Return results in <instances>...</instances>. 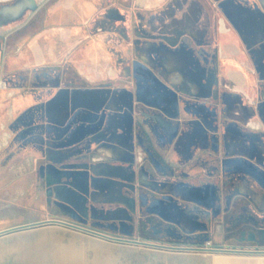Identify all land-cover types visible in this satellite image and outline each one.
I'll return each instance as SVG.
<instances>
[{"label":"rangeland","instance_id":"rangeland-1","mask_svg":"<svg viewBox=\"0 0 264 264\" xmlns=\"http://www.w3.org/2000/svg\"><path fill=\"white\" fill-rule=\"evenodd\" d=\"M39 1L41 0H37ZM164 1L154 4L157 0H114L113 3L122 6L118 9L126 14V23L106 14L105 7H90L86 12L85 10L82 12L84 9L82 8L77 15V19L80 20L78 22L74 14L75 7L70 8L63 11L69 15L68 19L62 22L54 16L50 25L46 27L47 31L44 30L42 35L32 38V54L25 56L22 67H19L23 60V56L20 55L8 54L7 62L11 68L0 65V82L7 84V87L0 88V231L47 219H60L111 236L131 239L136 229L132 232H121L111 230L106 224V214L114 212L119 207L116 202H106L100 198L97 200V197L92 198L89 195L84 205L75 206L78 201H70L69 198L75 193L66 188L69 187L67 178L60 170L61 167L70 169L74 166L93 169L95 163L92 159L95 153L101 154V149L115 148L111 144L100 143L112 127L115 130L119 127L121 132L127 131L130 134L133 147L137 150L135 161L139 157L144 158L145 153L138 147L133 132L137 121L151 133L156 149L165 158L172 157V166L176 169L177 178H166L169 182L164 183L174 185L172 181L179 179L191 182L182 183L184 186H176L175 192L170 189L165 193L166 201L163 206L169 213L187 216L192 221L202 223L204 227L210 223V213L211 228L207 239L211 242L220 239L233 242L230 239L232 235L230 232L233 229L234 232L238 231L237 223L241 218L228 216L225 210L230 206L231 199L236 193L237 182L242 176L235 171L222 173L221 158L227 156L228 149L235 151L231 155H237L238 149L244 147L246 142L237 134L236 126L227 122L228 115L236 119L234 115L237 114L231 112L233 107L228 103L226 94L231 99H236L235 96L239 93L221 90L220 79L226 52L235 51L236 46L245 47L247 51L248 46L242 40V32L236 21L227 16L223 8L215 3L211 7V17L207 18L208 27L214 26L216 18L220 17L230 31L227 34H220L212 27L217 38L208 48L212 54L205 53L201 61L197 57H191L192 51L202 48L203 45L196 44L195 49L191 50L183 41L172 45L168 38L166 40L164 33L165 36L163 34L152 36L148 33L149 29H152L151 26L159 20L157 11L168 8L159 7L166 5L167 0ZM73 3L76 4V1ZM127 4L132 7H124ZM55 9L56 7L52 11ZM142 10L145 11V20L140 14ZM82 14L83 17H79ZM28 15H32V12H26L21 19ZM21 19L7 28V42L5 46L2 44L6 53H16L28 37L36 30L44 28L41 17H37L35 24L25 35L16 34L15 30L19 27ZM188 29L174 32L186 35ZM170 30L172 34L173 30ZM47 35L54 37L53 46L44 43V37ZM54 41L59 44H55ZM125 42L127 47H130V54L126 57L122 54ZM80 49L82 52L78 53ZM30 50L28 49L29 52ZM147 51L153 59L152 66L141 61V53L145 54ZM180 52L187 54L188 65L192 64L197 71V82L201 86L206 84L212 87V92L206 95L208 99L191 96L182 90L180 84L176 85L180 78L177 72L172 80L165 78L163 71L166 69L168 59ZM174 63V68L178 71V64L176 61ZM205 64L210 69L206 72ZM109 68L114 69L113 76L97 75L99 70L103 73L107 69V73ZM54 69H58V74L56 79L52 80L50 78ZM255 72L254 84L256 83L258 88L246 101L249 103L248 101L252 99L250 106L259 108L260 105L264 110V76H261L260 72ZM142 76L149 81L148 90L152 88L162 90L164 99L170 98L174 101V114L141 100L137 88L139 78ZM52 81L57 82L56 86L47 87ZM59 84L67 88L59 91L58 95L82 91L81 93L93 95L97 99L104 98L100 106L102 109L93 106L94 99H91L88 103L67 109L64 114L65 121L61 124L47 123L46 98ZM25 94H32V98L26 99ZM123 97H126L125 104L118 111L114 110L112 106ZM228 112L231 113L227 114ZM116 113L120 116L129 115L131 120L128 124L113 126L108 121ZM72 116L74 118H71ZM76 118L80 124H77ZM99 119L101 121L96 127L93 124ZM159 119L170 125L171 129L162 131ZM82 132L80 138L68 140L70 133L75 135ZM254 132L255 138L247 142L248 147L253 148L255 145L260 152H264V124L261 129ZM83 144L85 146L80 151H71V148L76 149ZM47 150L57 154L47 155ZM114 162L112 159L109 161ZM46 172L53 175L52 179L46 180ZM96 174L98 173L92 172V177L96 179L107 177ZM160 178L164 180L161 176ZM205 178L209 180V184H206ZM90 184L89 188L96 190L103 188L95 187L91 182ZM139 195L140 192L136 190L135 196ZM191 202L195 205H191L194 209L186 214L187 211L183 210L182 205ZM175 204H179V207ZM250 221L255 225L264 226V209L257 208V214ZM73 240L77 244L100 248H86L69 243ZM1 244L13 249L23 245L29 249L28 252L24 251L26 264H55L56 260V263L60 264H109L110 249L116 252L118 259L133 260L140 259L143 251L139 248L140 245L103 239L60 224H45L0 236ZM17 263L21 264L10 255L8 264Z\"/></svg>","mask_w":264,"mask_h":264},{"label":"crops","instance_id":"crops-1","mask_svg":"<svg viewBox=\"0 0 264 264\" xmlns=\"http://www.w3.org/2000/svg\"><path fill=\"white\" fill-rule=\"evenodd\" d=\"M164 1V0H163ZM155 2V1H154ZM162 2V0H157L156 3ZM165 2V1H164ZM210 4H219L223 10L226 12L227 16L232 18L236 21L237 26L240 28L242 32V40L244 44H247L248 49L251 51V55H248V58H252L255 61L256 65L254 68L257 72L261 73V76H264V0H209ZM34 0H18L14 5L3 4L0 1V47L1 44H6L7 42V28H9L14 22H17L21 17L25 15L26 12H32L34 7L32 6ZM180 7H168L167 9L161 10L158 16L160 17L158 21H160L161 30L164 31L166 38H169L168 35L176 38V43L179 40L178 34H170V28L175 31L180 29H184V27H188L193 32H198V28L200 22L202 20V16L204 13V7H196L197 3H194L193 7H182L184 4L183 1H179ZM143 6V5H142ZM175 14V22L169 23L168 19L171 14ZM32 16V15H31ZM145 20V17H144ZM16 24V23H15ZM173 30V31H174ZM201 33V32H200ZM197 34V33H196ZM201 33L200 35H202ZM177 36V37H174ZM175 43V44H176ZM245 50V47L241 48ZM247 53V51L245 50ZM237 56L240 57L239 53L236 51ZM5 54H7L5 52ZM148 51L144 54L141 53V61L147 65H153V59L149 55ZM231 56H230V55ZM2 53L0 52V60H1ZM193 58H196L197 55L192 53ZM190 57V58H191ZM53 59V57H51ZM187 54H183L182 52L178 53L177 56H173L168 59V63L166 69L163 71V74L169 80H172L173 76L176 75V72L179 74V82L176 85H181L182 90L188 93L191 96H200L206 97L207 94L212 92V87L201 86L197 81V71L194 70L192 67L193 65H188L189 61H186ZM55 60V59H54ZM57 60V58H56ZM171 60V61H169ZM178 64V71L175 70L174 62ZM185 61V62H184ZM170 62V63H169ZM223 65L221 66V90L228 92H237L236 99L230 98L228 94H226V99L228 103H230L233 107L231 112H236L238 118L234 120L241 121L249 126V135H246L249 140L254 139V131L257 129H261L264 124V110L256 107L250 106L249 100L247 103L246 99H250L252 97V93L257 90L254 86V75L250 72L249 64L242 62L240 66L238 63L234 61L233 53L226 52L225 56L223 57ZM204 65L206 72L209 69V66ZM248 65V68L245 66ZM50 66V65H49ZM110 70L106 73L105 71L99 70L97 75L107 74V76H113L114 69L109 68ZM210 70V69H209ZM255 71V70H254ZM256 74V73H255ZM161 76V75H160ZM163 77V76H161ZM147 85H149L148 79L144 76L139 78L138 83V96H140L141 100L146 102L147 104L151 103L155 106L162 107L168 113L174 114V101L170 98L164 99V93L162 90L150 89L148 90ZM56 86V85H55ZM49 87V86H47ZM52 87V86H50ZM67 86H57L54 89V92L46 98L48 101L47 106V123H51L54 125L61 124L65 121V111L69 108L71 102H73L74 106H77L81 103H88L91 99H94L93 106L97 104V97L93 95H88L86 93L76 92L75 94L64 93L58 95V92L62 89H66ZM243 94V96L241 95ZM73 98V99H71ZM73 100V101H72ZM86 100V101H84ZM50 103V104H49ZM125 104L124 100L118 101L115 103L112 108L116 111L120 109ZM249 104V105H248ZM115 111V112H116ZM230 112V113H231ZM78 118V117H77ZM76 118L77 124H80ZM229 120L233 119L229 115L227 117ZM244 119L248 120V122L244 121ZM109 120V119H108ZM131 120L129 115L120 116L117 113L114 114L108 123L115 126L116 124H128ZM50 121V122H49ZM136 121V120H135ZM137 123V121H136ZM141 124V122H139ZM158 123L161 125H165L167 129H171L170 125L165 123L163 120H158ZM258 124L259 126H255ZM144 126V125H143ZM145 128V126H144ZM146 129V128H145ZM122 130L119 127L115 128L112 127L111 131L105 136H103L102 141L100 143L111 144L115 148L112 150H105L101 149L99 153H95L92 160L94 165L99 166V168L103 167V160L105 158H109L114 160V166L110 168L117 169L118 174H114L117 178L121 180L127 179L125 177V173H130L133 176V182L136 187L142 186L147 189H151L152 187L157 190L159 194H165L170 189L175 192V185L166 184L161 178H158L152 171L150 165L147 162H141L139 157L136 160L135 156L137 150L134 149L133 144L130 140V134L125 131L121 132ZM153 145L154 141L152 138L151 133L146 129ZM83 135L82 133H77L76 139L80 138ZM186 137V135H185ZM184 137V138H185ZM245 142V140H243ZM249 142V141H247ZM244 143V147H240L237 151L238 155H245L251 158L254 162L264 166V152H260L256 147H254L255 143L253 144V148L248 147V143ZM155 147V146H154ZM156 148V147H155ZM162 159L170 165L171 167L173 164L172 157L170 159L165 158L161 152L156 149ZM50 154H57L56 152H51V150H47V155ZM235 151L232 149L227 150V156H232ZM171 156V155H169ZM184 156V155H181ZM51 160V159H50ZM130 162H133V166L129 168ZM121 165L123 168H119L118 166ZM71 169V168H70ZM69 170V168H68ZM52 173V172H51ZM51 173H46V180L52 179L53 176ZM50 174V175H49ZM69 184L74 186L75 188H86L90 186L89 184V177H76L70 176L69 177ZM171 192V191H170ZM236 193L241 195L244 198L250 199L257 208L264 209V190L262 187L257 184L256 182L250 180L249 178L242 177L241 180L237 182L236 185ZM70 201L77 202L78 198L76 195L69 197ZM139 197H136V201H138ZM125 200V199H124ZM145 198H143L144 202ZM147 202V201H145ZM144 202V206L147 207V203ZM159 215L164 217L165 219L175 220L169 216V211L165 206H160L154 209ZM4 236V235H3ZM131 239H138L149 241L153 243H160L166 245H193L198 246L202 245L204 241L198 243H190L178 239H174L170 236H155L151 234H144L136 230L135 234L131 237ZM73 241L69 243H74L76 246L81 245L86 248H100L95 247L93 245L87 246L86 244H77ZM212 245L214 248L217 247H225L231 249H240V250H249L255 251L259 249L260 252L248 253V252H212V251H180V250H171L166 248H157V247H150V246H143L140 245L143 251H141L140 259H118L116 252L111 249L109 250L110 253V263L109 264H264V246H254L250 244H238L232 241H223L222 239L212 241ZM67 246V245H65ZM22 245L19 247L10 248L6 245H0V264H8L10 255L15 261L21 262V264H25V252H28L29 249ZM210 249V248H206ZM57 262V260H56ZM55 262V264H56ZM19 264V263H17Z\"/></svg>","mask_w":264,"mask_h":264},{"label":"flooded vegetation","instance_id":"flooded-vegetation-1","mask_svg":"<svg viewBox=\"0 0 264 264\" xmlns=\"http://www.w3.org/2000/svg\"><path fill=\"white\" fill-rule=\"evenodd\" d=\"M0 1H2L4 5L5 4L14 5V3H16V1L18 0H0ZM75 1H76V4L73 3ZM84 1H87V2L82 4V2ZM113 1L114 0H41L37 2V0H34V3H32V6L31 5L29 6V7H34L32 10V16L31 15H28L27 17L25 16L24 19H21L24 16L21 17L20 19L22 21H20V25L15 30V33L19 35H25L28 29L32 28V25L35 24L37 17L39 18L41 17L44 28L40 30H36L33 35L28 37L25 40V42L22 44V46L19 47L16 53L5 54V50L3 49V46L1 44L0 52L2 53V55H1L0 65L2 67L5 65L6 67L11 68L7 62V56L9 54L13 56L15 55L23 56V60L19 66V67H22V65H24L23 61L25 59V56L28 54H32V44H33L32 38L37 37L38 35L39 36L42 35L44 30L47 31L46 27L50 25V21L52 20V18H54V16L55 18L57 17L62 22L68 19L67 17L69 15H66L63 11L68 10L70 8L75 7L74 14H75V18L77 19L78 12L82 10V8H84L82 12H84V10L86 12L87 9H90V7H105V9H107L106 14L110 15L113 19H117V20H120L122 23H126L127 22L126 14L123 13L122 11H119L118 9V7H122V6L120 4L113 3ZM179 1L180 0H167L165 3L166 5L159 6V7H166V6L167 7H180L178 3ZM181 1L184 2L183 3L184 5L182 7H193L194 3L198 4L196 5V7H204V13L202 16V20L200 22L198 32H196L197 34L193 32L192 30L188 29V27H184V29H188L187 33H185L186 35L178 34L179 40L177 41V43H176V38H173L172 36L168 35V37H170L168 42L171 43L170 40L173 39L175 40V42L171 44L177 45L181 41H183V43H185L191 50L194 48V45L196 46V44L203 45L202 48H199L200 50L197 49L195 51H192L193 53H197L196 54L197 59L201 61L203 59V56H205L207 53H208L207 55L212 54L211 51L208 50V48H210V46L213 43H215L217 39L216 33L212 29V27H214L216 31V23L214 26H210V27H208V24H207L208 23L207 18L211 17L210 16L211 7H213V5L210 4L209 0H181ZM55 7L57 10L55 9V11H52L53 8ZM60 7H65V8L61 9ZM124 7H132V6L127 4ZM61 11L63 13H61ZM144 12L145 11L143 10L140 11V14L141 16H143V18H144ZM157 12L158 14H160L161 9H159ZM175 14L173 13L171 14V16L168 19L169 23L175 22V19H176ZM79 17H83V14ZM157 18L159 19V17ZM218 18H216L215 22H217ZM77 21L78 22L80 21L79 18L77 19ZM160 26H161L160 21L157 20L155 25L151 26L152 29L148 28L149 29L148 33L152 36H162L164 31L161 30L162 27ZM174 31H173V35L177 34L179 30L176 33ZM200 32L203 34L200 35L199 34ZM164 34L163 36H165ZM174 37H177V36H174ZM44 38H45L44 43H47L49 45L53 43L52 40L54 39V37L47 35ZM54 42L55 44H59L57 41H54ZM28 49H31L30 52L28 51ZM81 52H82V49L78 50V53H81ZM122 54L124 57L130 54V47H127V42L124 43V50ZM198 54L200 55L199 57H198ZM57 70L54 69L52 71V74H51L52 77L48 74L51 77L50 79L52 80L56 79V76L58 74ZM56 83L52 81L47 86H55ZM77 85L79 86V84ZM5 86L7 87V84H5ZM59 86H64V85L59 84ZM113 89H115V86H113ZM24 96L26 99L32 98V94H25ZM203 99H208V98L204 97ZM121 100H124V102H126V97H123V99H120V101ZM227 114H230V113L228 112ZM136 125L134 127L135 129H133V132L136 135L138 147L141 148L144 153H145V149H148L149 147H151V149L155 153V156L160 160L161 163L159 164L158 168H155L154 165L149 160V157L148 155H146V153H145L144 158H141L140 161L147 162L150 165L153 173L158 178H160L161 176L164 179L163 181H167L166 178H172V177L176 179L177 178V176H175L176 169L174 167H171L167 163H165V161L159 155L158 151L154 147L144 126L138 122L136 123ZM76 137H77V133L75 135L70 133V137L68 138V140L71 141L73 139L72 141H74L76 140ZM84 146L85 145L83 144L82 146L81 145L78 146L76 149L71 148V151H74V150L80 151L82 148H84ZM225 158L226 157H223L221 159H225ZM110 160L111 159H109L108 157L105 158L102 161L103 162L102 168L101 167L99 168V166H96V165L93 166V169L87 168V167H79V166L75 167L74 166L68 170V169L61 167L60 172L63 174V176L64 175L66 176L68 186H69L66 188H68L70 192L74 191L73 193H75V195H77V198H79L75 206L84 205L89 195L92 196V198L97 197V200L101 199L106 202H112V203L116 202V204L119 205V207H117V209L114 212H109L106 214L107 215L106 224L108 228H110L111 230H118L121 232H132L134 231V229H136L139 232L144 233V234H151L155 236H162V235L170 236V237H173L174 239H178V240H182V241H186L190 243H198L208 238L209 233H210V228H211V215L209 213V210L207 211L210 216V223L208 226L206 225V227H204V225L200 222H196V221H192L191 219H188L187 216L182 217L179 213H177L176 215L171 214V213L168 214L169 216H171L172 219H175V220L165 219L164 217L159 215L157 212H155L154 209L164 205L163 203H165L166 201V195L159 194L157 190L153 187L151 189H147L142 186L136 187L133 182L134 178L132 174L130 173H127V172L125 173V177L127 178L125 180H121L117 178L116 176H114V174H118L117 169L115 170V168H110L111 166H114V163H109ZM207 162H209V160ZM46 168L48 169L49 167H46ZM51 169L53 170V168ZM92 172L98 173L99 175H106V176L110 175L112 176V179L111 178L96 179L92 177ZM159 174L160 176H158ZM70 176H76V177L88 176L90 182L95 187L102 186L103 188H101L100 190H96L95 187H94L95 189L89 188V187H87V189L81 188V187L75 188L74 186L69 184L68 179ZM182 180L184 182H182ZM205 181H206V184H209V180H207V178H205ZM172 182L174 183L175 186H181L183 185L182 183L191 184L189 180H187L186 182L185 179H179L177 181H172ZM136 190L140 192V195L138 196L139 197L138 201H136V196H135ZM81 192L83 193L85 192V193L83 194ZM143 198H145L147 201L146 202L147 207L144 206V202L142 201ZM192 203L193 202L182 205L183 210L187 211L186 214L190 213L194 209L192 207L194 204L192 205ZM175 205L178 206L179 204H175ZM201 209H205V208L201 207ZM225 214L228 216H239L241 218L239 223H237L238 231L234 232V229L231 230L230 233H232V235L230 239H232L234 242L238 244H250V245L257 246V247L264 246V226H260L257 224L255 225V223L250 221V219H254L255 215L257 214V207L254 205V203L250 199L244 198L241 195L235 193L231 199L230 206L225 210Z\"/></svg>","mask_w":264,"mask_h":264},{"label":"water","instance_id":"water-1","mask_svg":"<svg viewBox=\"0 0 264 264\" xmlns=\"http://www.w3.org/2000/svg\"><path fill=\"white\" fill-rule=\"evenodd\" d=\"M83 28V27H82ZM216 30L220 34H227L230 31V28L227 27L225 21L223 18H218L216 22ZM236 50L233 51V58L236 63H238L240 66L244 67V65H241L242 62L249 64L250 72L255 75V71H257L254 66L256 65L255 61L252 60V58H248V55H251V51L247 50V53L245 50L240 49V47L236 46ZM236 51L239 53L240 57L237 56ZM248 68V65L245 66ZM255 70V71H254ZM262 79V78H259ZM255 88H257V84H254ZM1 88V87H0ZM2 89V88H1ZM242 94V93H241ZM243 95V94H242ZM73 99V98H71ZM102 99H97V104L95 105L97 109L101 108V104L104 102ZM73 101V100H72ZM74 107L73 102L69 105V108ZM100 111V110H99ZM76 114V113H75ZM74 116V115H73ZM71 118H74V117ZM101 116V115H100ZM99 116V118H100ZM100 119L98 122H94L93 125L97 127L100 123ZM227 122L229 124H232L236 126L238 132L237 134L242 138V140H245V142L249 141V138L246 135H249V126L246 125L245 123L234 120V119H227ZM97 124V125H96ZM162 131L166 132L169 129L165 127V125H162ZM146 155H148L149 160L151 163L154 165L155 168H158L159 164L161 163L160 160L155 156L154 151L149 147L148 149H145ZM133 166V162H130L129 168ZM119 168H123L121 165L118 166ZM228 171H235L238 175H241L242 177L249 178L250 180L256 182L259 184L262 189L264 190V167L261 166L260 164L254 162L251 158L245 156V155H232V156H226L225 159H221V172H228ZM97 176H100L99 174H96ZM98 179H102L101 177H97ZM111 178L112 176L108 175L106 177ZM110 179V180H111ZM90 184V181H89ZM91 185V184H90ZM45 224H60L64 225L67 227H71L98 237H101L103 239L111 240V241H116L120 243H128L132 245H143V246H150V247H157V248H166V249H171V250H180V251H212V252H248V253H254V252H260L259 249L255 251H249V250H240V249H231V248H225V247H217V248H210V249H205L200 246H193V245H166V244H160V243H153L149 241H144V240H138V239H130V238H123V237H117V236H111L93 229H89L83 226H79L64 220L60 219H47L39 222H33V223H28V224H23L20 226H15L11 227L5 230L0 231V236L12 233V232H17V231H22L26 229H30L32 227H37ZM208 240V239H205ZM204 240V241H205ZM264 252V251H262Z\"/></svg>","mask_w":264,"mask_h":264},{"label":"built area","instance_id":"built-area-1","mask_svg":"<svg viewBox=\"0 0 264 264\" xmlns=\"http://www.w3.org/2000/svg\"><path fill=\"white\" fill-rule=\"evenodd\" d=\"M0 87L1 88H5L6 86H5V84L1 81L0 82ZM198 246H200V247H202V248H214L213 247V245H212V242H211V240H205L203 243H202V245H198Z\"/></svg>","mask_w":264,"mask_h":264},{"label":"bare ground","instance_id":"bare-ground-1","mask_svg":"<svg viewBox=\"0 0 264 264\" xmlns=\"http://www.w3.org/2000/svg\"><path fill=\"white\" fill-rule=\"evenodd\" d=\"M170 41H171V43H174V42H175V40H173V39L170 40ZM234 117H235V118H238L237 115H234ZM245 121L248 122L247 120H245ZM46 253H47V252H46ZM47 255H49V254H46V256H47ZM57 256H58V255H57ZM97 262H98V261H97ZM25 264H26V263H25ZM56 264H60V263L58 262V263H56Z\"/></svg>","mask_w":264,"mask_h":264}]
</instances>
